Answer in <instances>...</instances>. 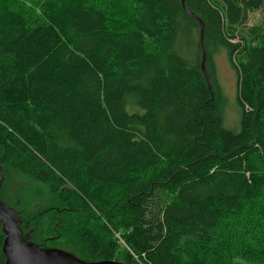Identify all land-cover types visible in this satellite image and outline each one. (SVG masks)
<instances>
[{"label": "trees", "instance_id": "obj_1", "mask_svg": "<svg viewBox=\"0 0 264 264\" xmlns=\"http://www.w3.org/2000/svg\"><path fill=\"white\" fill-rule=\"evenodd\" d=\"M185 2L213 94L181 0H0V166L53 196L44 219L20 212L36 245L86 262L264 264V19L247 25L264 0ZM221 52L238 130L223 125ZM4 239L0 224V264Z\"/></svg>", "mask_w": 264, "mask_h": 264}, {"label": "rangeland", "instance_id": "obj_2", "mask_svg": "<svg viewBox=\"0 0 264 264\" xmlns=\"http://www.w3.org/2000/svg\"><path fill=\"white\" fill-rule=\"evenodd\" d=\"M263 19L264 10L262 9L248 13L247 25L251 26ZM213 60L216 72V84L222 99L225 101V104L223 105V125L226 129L238 130L240 113L237 104L236 73L231 68L228 60L226 59V55L223 52L216 55ZM216 96H219V94H216ZM49 191L50 190L44 184L30 180L19 172L5 168V175L3 172V179L0 185V203L6 207L15 209L19 212V214L21 212L25 221L32 224L35 223L36 216L38 214H43L51 205L53 196ZM45 215L46 213L41 215L42 219L45 218ZM52 236L57 235L54 234ZM54 243L58 244L56 241ZM57 247L59 246L54 248ZM59 248L61 249L62 247ZM70 252H72V249H70Z\"/></svg>", "mask_w": 264, "mask_h": 264}, {"label": "water", "instance_id": "obj_3", "mask_svg": "<svg viewBox=\"0 0 264 264\" xmlns=\"http://www.w3.org/2000/svg\"><path fill=\"white\" fill-rule=\"evenodd\" d=\"M181 4L184 11L198 22L200 26L201 70L209 91L213 94L210 79L205 68L207 51L204 44V23L198 16L189 11L185 0H181ZM2 179L3 172L0 166V185ZM21 223L22 217L19 212L0 203V224L5 232L2 246V251L5 254V264H125L119 261L86 262L71 252L60 248L40 247L33 243L28 235L22 234L20 229Z\"/></svg>", "mask_w": 264, "mask_h": 264}]
</instances>
